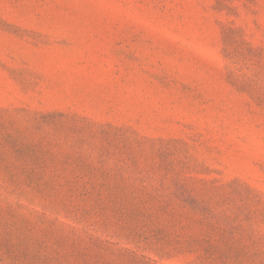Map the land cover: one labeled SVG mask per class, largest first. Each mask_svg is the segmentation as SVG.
<instances>
[{
	"label": "rangeland",
	"instance_id": "374dc122",
	"mask_svg": "<svg viewBox=\"0 0 264 264\" xmlns=\"http://www.w3.org/2000/svg\"><path fill=\"white\" fill-rule=\"evenodd\" d=\"M0 264H264V0H0Z\"/></svg>",
	"mask_w": 264,
	"mask_h": 264
}]
</instances>
